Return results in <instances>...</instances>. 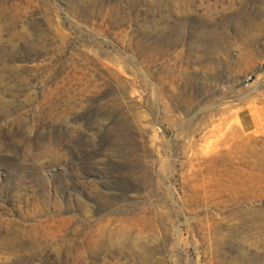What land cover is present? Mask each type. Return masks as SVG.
Instances as JSON below:
<instances>
[{
    "label": "rangeland",
    "instance_id": "rangeland-1",
    "mask_svg": "<svg viewBox=\"0 0 264 264\" xmlns=\"http://www.w3.org/2000/svg\"><path fill=\"white\" fill-rule=\"evenodd\" d=\"M0 264H264V0H0Z\"/></svg>",
    "mask_w": 264,
    "mask_h": 264
},
{
    "label": "built area",
    "instance_id": "built-area-1",
    "mask_svg": "<svg viewBox=\"0 0 264 264\" xmlns=\"http://www.w3.org/2000/svg\"><path fill=\"white\" fill-rule=\"evenodd\" d=\"M251 77L246 80V85L250 84Z\"/></svg>",
    "mask_w": 264,
    "mask_h": 264
}]
</instances>
